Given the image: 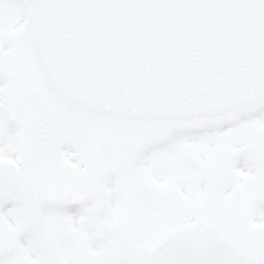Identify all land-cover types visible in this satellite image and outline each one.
I'll use <instances>...</instances> for the list:
<instances>
[{"label":"snow or ice","instance_id":"obj_1","mask_svg":"<svg viewBox=\"0 0 264 264\" xmlns=\"http://www.w3.org/2000/svg\"><path fill=\"white\" fill-rule=\"evenodd\" d=\"M0 264H264V0H0Z\"/></svg>","mask_w":264,"mask_h":264}]
</instances>
